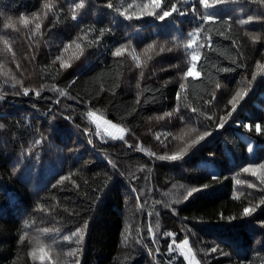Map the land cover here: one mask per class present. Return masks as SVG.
<instances>
[{"label":"trees","instance_id":"16d2710c","mask_svg":"<svg viewBox=\"0 0 264 264\" xmlns=\"http://www.w3.org/2000/svg\"><path fill=\"white\" fill-rule=\"evenodd\" d=\"M208 4L0 0V264H264V0Z\"/></svg>","mask_w":264,"mask_h":264},{"label":"snow or ice","instance_id":"6c2138e0","mask_svg":"<svg viewBox=\"0 0 264 264\" xmlns=\"http://www.w3.org/2000/svg\"><path fill=\"white\" fill-rule=\"evenodd\" d=\"M185 2H187V0H185ZM199 3H200L201 5H203L206 9L210 7V5L208 4V0H199ZM152 6L154 7V9H161V0H152ZM48 7H49V5H48V4H45V8H48ZM76 7H77V8H79V7H83V5H82V4H77ZM109 7H111V5H109ZM144 7H145V8H148L149 5L145 4ZM174 12H178L177 6H176L175 4L172 5L170 11H169V10H162V14H159V15L157 16V18H158L160 21H163V20H165V18L170 17ZM148 14H149V15H156V12L153 11V12H149ZM179 14H180V15H183L184 13H183V12H179ZM36 19H38V17H36ZM73 19H76V16H75V15L73 16ZM204 19H205V22L207 23L208 16L206 15ZM248 19L251 20V17H249ZM20 22H21L23 25L27 26L31 21L28 20V19H26L24 16H21V17H20ZM238 23L241 24V25H243V24L248 23V20L240 19V20L238 21ZM35 28H36V30H39V29L41 28L40 23H36V24H35ZM34 34H35V33H34ZM190 35H191V34H190ZM252 39L255 40L256 38H255V37H252ZM77 47H79V45H77ZM149 47L151 48L152 46L149 45ZM192 47H193V42H189V43L186 45V48H187V49H192ZM9 51H11V49H9ZM122 51H123L122 48H117V49L115 50V52H113V55H114V56H120V55L122 54ZM191 59H192V61L196 62V61L199 60V55L196 54V53H192V54H191ZM61 67H67V65L62 64ZM193 74L199 75V73L197 72V63H193L190 67L187 68V71H185V72L183 73V75H184L185 78H187L188 76H191V75H193ZM219 86H220V85L217 84V88H219ZM181 88H183V85H181ZM23 94H24V95H28V94H29V90H28L27 88L23 89ZM36 94L39 95V92H37ZM61 95H64V93L61 92ZM241 98H242V97H241ZM213 99H215V97H213ZM230 102H231V101H230ZM206 103H210V102H209V101H206ZM233 111H235V105H233ZM88 115H89L90 117H93V119H97V118H98V117H94V116H93V113H91V112H89ZM165 115H171V113H166ZM229 115H230V114H229ZM161 118H162V117H161ZM221 126H222V125H221ZM112 127H115V126L112 125ZM245 127H248V125H245ZM256 128H257V131H259V130H260V125L257 124V125H256ZM120 131H121V133H122L121 136H119V137H113V139H123V131H124V130L121 129ZM206 135H208L207 132H205L204 135L199 136L197 140L192 141V145L199 143L201 140H203V139L205 138ZM157 139H159V137H157ZM37 143H39V141H37ZM192 145H188V146H186L184 149H182V150H181L179 153H177V154H174V155H171V156H164V155H161V156H159L158 158H159L160 160H166V159H167V160H171V161L179 160V159H181L182 156L187 152V148L190 147V146H192ZM258 167L261 168V169H264V164H260V165H258ZM244 172H252L253 175L256 174V170H255L254 168H250V167H249V168H245V169H244ZM65 179H66V178H65ZM213 179H217V178H216L215 176H213ZM249 186L251 187V185H249ZM204 187L206 188L207 185H204ZM200 190H201V189H200V188H197V187H193V188H191L190 190H188V192H187V196L185 197V199H187L188 197H191V196L193 195V193H195V192H197V191H200ZM262 203H264V201H262ZM254 210H255V209H250V208H248V207H245V208L243 209V213H242V214H243L244 216H247V215H249V214H250L252 211H254ZM26 227H27V225H26ZM157 227H158V225H157ZM45 231H47V230H45ZM78 235H79V232H74V233H72L71 237H69V236H65L64 239H65V240H69V241H71V240H72V237H76V236H78ZM167 235H168V236H172L173 233H167ZM23 239H24V237H21V240H23ZM82 239H83V237L80 236V239L74 240V241H72V242H74V243H76V244H79V243L81 242ZM188 243H189L188 240L185 239V240L183 241V243H182L181 245H177V247L183 248V247L187 246ZM169 249H170V251L172 250L171 245L169 246ZM39 251H40L41 253H45V249H44L43 247H41V248L39 249ZM76 251H77V250H71V251H69V252L67 253V255H69V256H74V255H76ZM211 251H212V252H215L216 249L213 248ZM31 254H32V255H35V252H33V253H31ZM185 258L187 259V257H185ZM41 260H43V255L41 256ZM77 264H78V261H77ZM190 264H191V262H190Z\"/></svg>","mask_w":264,"mask_h":264},{"label":"rangeland","instance_id":"374dc122","mask_svg":"<svg viewBox=\"0 0 264 264\" xmlns=\"http://www.w3.org/2000/svg\"><path fill=\"white\" fill-rule=\"evenodd\" d=\"M193 63H197V61L196 62L192 61V64ZM191 77L197 78L198 75L193 74V75H191ZM93 116L98 117V118L93 119V117L89 116V120L93 124V126L95 127L98 134L102 135L103 137L111 138V139H113V137L121 136V134H122L120 131L122 129L121 127L117 126L116 124L110 122L109 120H107V119H105V118H103L97 114H93ZM112 125H114L115 127H112ZM113 140L117 141L120 139H113ZM249 153H250V155L253 154V144L250 145ZM183 241H181L178 245H181L183 243ZM177 248H178L181 256L184 259V264H190V262H191V264H199L197 259L195 258V256L192 254V252L189 248V245H187L183 248H180V247H177ZM185 257H187V259Z\"/></svg>","mask_w":264,"mask_h":264}]
</instances>
